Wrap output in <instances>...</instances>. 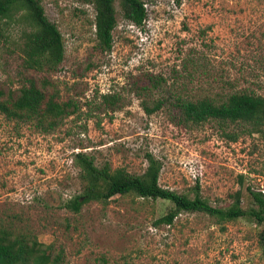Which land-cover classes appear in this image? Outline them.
I'll return each instance as SVG.
<instances>
[{
	"label": "rangeland",
	"instance_id": "rangeland-1",
	"mask_svg": "<svg viewBox=\"0 0 264 264\" xmlns=\"http://www.w3.org/2000/svg\"><path fill=\"white\" fill-rule=\"evenodd\" d=\"M142 2L146 19L138 26L114 1L112 47L101 51L92 4L40 0L64 43L53 70L26 65L23 23L4 27L0 100L33 79L46 95L58 93L79 109L49 133L0 113V220L51 245L60 264H264L261 226L247 217L219 223L181 211L171 224H157L173 204L132 193L87 203L78 213L63 207L82 189L73 163L78 151L139 175L151 154L161 163L162 187L198 192L214 206H226L239 189L242 206H255L248 188L264 191V126L250 133L243 123L179 122L167 106L147 115L127 84L131 74L150 71L165 78L170 99L221 102L235 90L264 95V0ZM106 93L120 96L114 111L100 106Z\"/></svg>",
	"mask_w": 264,
	"mask_h": 264
},
{
	"label": "trees",
	"instance_id": "trees-1",
	"mask_svg": "<svg viewBox=\"0 0 264 264\" xmlns=\"http://www.w3.org/2000/svg\"><path fill=\"white\" fill-rule=\"evenodd\" d=\"M90 3L95 10L94 26L96 45L101 51H110L113 30L116 26L115 0H81ZM179 2L180 0H176ZM123 15L140 26L146 19V8L142 0H119ZM10 23L24 24L21 29L22 52L30 68L54 69L64 59V43L57 26L45 15L40 0H0V39L4 27ZM128 90L139 98L143 111L150 115L163 106L175 111L179 122L201 124L216 121L220 124L243 123L250 133L258 132L264 126V95L235 90L227 93L221 102L210 97L195 99L166 98V80L150 71L131 74L127 81ZM158 95L154 98V95ZM11 96V95H10ZM120 96L113 93L101 95L100 106L107 110L119 107ZM72 100H61L58 93L46 95L35 80L28 79L18 90L16 97L0 100V113L7 118L32 122L42 133L55 130L63 120L78 110ZM147 167L143 174H132L122 167L111 168L108 163L97 165L90 154L78 151L73 163L79 169L82 189L63 203V207L78 213L90 202L105 203L116 195L132 193L142 198L163 199L173 208L160 216L156 223L171 224L179 212H204L219 223L247 217L261 226L258 242L264 256V192L249 194L255 206L244 208L241 191L231 194L226 206H214L195 192L178 193L159 184L161 163L147 154ZM60 253L53 254L51 245H43L29 232L15 233L0 220V264H60Z\"/></svg>",
	"mask_w": 264,
	"mask_h": 264
},
{
	"label": "built area",
	"instance_id": "built-area-1",
	"mask_svg": "<svg viewBox=\"0 0 264 264\" xmlns=\"http://www.w3.org/2000/svg\"><path fill=\"white\" fill-rule=\"evenodd\" d=\"M264 192V191H263Z\"/></svg>",
	"mask_w": 264,
	"mask_h": 264
}]
</instances>
